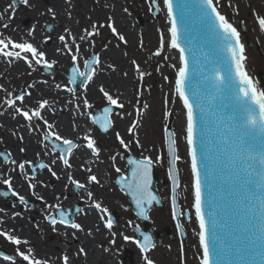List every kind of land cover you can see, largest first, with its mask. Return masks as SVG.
I'll use <instances>...</instances> for the list:
<instances>
[{
    "label": "rangeland",
    "instance_id": "obj_1",
    "mask_svg": "<svg viewBox=\"0 0 264 264\" xmlns=\"http://www.w3.org/2000/svg\"><path fill=\"white\" fill-rule=\"evenodd\" d=\"M3 1L5 2L6 0ZM32 2L33 3L29 1L30 6L22 4L21 9L17 12V22H12L10 24L11 27L6 29L2 28L0 35L10 37L17 42L27 40L32 43L39 50L45 52V60L48 61L54 69V72L53 74L43 72L42 69L47 66L43 62L39 65L33 63L30 68L22 60L12 59L10 61L8 58L0 56V60L4 64L3 66H5V69L0 71V94L5 95L6 98L2 101L0 109L5 110L4 112L9 111V116L11 117V119L6 118L4 128H2V131H4L3 133L8 134V137L11 138V130L9 131L6 128L9 125L15 130L20 127V124L15 123L17 121L16 116L19 115L15 112L16 107L22 108L23 110H35L40 101L46 100L48 103L44 110L48 115H52L54 118L63 112L67 114L68 112L71 113V117L74 116L73 118L77 116L83 118L84 115L88 117L89 112H92L100 105H109L103 93L100 91V88H98L100 85L103 86V82H98L100 75H102L99 68H101V64L105 61L106 52H114L117 55L115 63H105L104 69L108 70V75H110V78H113L116 83L119 82L121 85H123V82L132 83L134 90H137V94H139L140 97L134 98L132 94H130L131 97L125 96L124 102L121 100L124 104L123 108L110 105L114 107L112 115L114 126L110 131L111 136L105 137L104 142L119 146V149H123V152L130 150L142 158L144 156L150 157L153 160V167H155L156 171L155 188L161 195L162 200L166 202L167 198L170 201L169 197L171 191H169L167 197L166 192L162 193L160 189L162 187V179L166 180L168 185L170 184L168 177H166V157L164 156L165 150H163L162 147L164 146L163 144H165L164 129L167 126L170 127L172 132L176 134L174 139L177 141L176 148L178 155L181 157L177 166L180 170L179 175L182 184L180 187L183 188V197H181L179 193L177 198H179L180 208H182V210L189 209V211L192 212V210H190L192 208V202L190 204L192 192L191 183L188 176L189 174L186 172V159H188L186 155L187 145L184 140L186 121L183 124V117L185 116L186 118V112L179 97L174 95L176 69L171 67V65L178 66L175 51H168L167 60L161 58L160 55H155L157 49L160 48L161 35L163 34L168 37V24L165 13L162 10V6H164L163 0H156L161 9L158 15L153 13V8L150 10L151 0H32ZM107 3L108 6H106ZM9 4H12V0ZM15 6H18V4H15L14 8H16ZM48 9H52V12H49ZM125 9H127V12H125ZM24 15L29 16V21L24 20L22 22L21 18ZM109 17L111 21H109ZM121 19L124 20L121 21ZM139 19L146 24L145 31L141 30ZM119 20L120 22H125L122 24ZM26 21H28V23H26ZM109 22L113 24L120 35L125 37L126 43L119 40L118 36L113 34L111 29L107 27ZM132 22L136 27V33L134 34H130V30H128L131 28ZM30 23L33 24L32 27L29 26ZM17 24H19V32L18 29L16 30ZM93 24L97 25L95 30L92 28ZM121 24L124 25V27L126 25V31ZM100 25H104V27H100ZM22 27L26 31L27 29L28 31L34 29L32 35L29 36V32L23 33ZM65 29H68V31L66 32ZM92 31H95L97 34L88 37L87 32ZM7 32H9L8 36ZM61 35L65 36L64 42L59 39ZM81 36H84L85 39H80ZM65 42L72 49V54L77 55V60L75 62L72 61L68 50L64 48ZM77 45H79L78 52L76 48ZM58 49L60 51H57ZM162 51L161 48L160 53ZM93 55H96V60H98V63L93 64V68L95 69L93 77L94 79L96 78V80H94L95 84H93L94 88L88 85L92 82V77L85 85H80L81 87L79 90L77 86L76 89H72L65 75L67 67L70 66V64H75L80 72H84V61L91 58ZM133 60L139 65L140 70L145 73L143 78H140L139 73L136 71V66L132 63ZM125 73H127V75H125ZM165 77H167V79H165ZM111 86H113V84H110V87ZM69 89H71V91H69ZM22 92L30 93V95H35L38 92V95L33 97L34 100L33 98L31 99L29 95H26L23 102L15 101L14 107L9 106L5 102L7 99L14 100L16 94H21ZM9 93L12 95L9 96ZM109 94L112 95L111 93ZM85 99L88 101V107L84 105ZM165 101H167V103ZM54 104H58L59 106ZM62 104L68 106L67 110L64 109L66 111L62 108H58ZM145 105H147V107H145ZM40 111H42V109ZM166 111L170 114L167 117L164 115ZM86 112L87 114H85ZM57 117L59 118V116ZM80 120L75 121L79 122ZM145 120H147V122ZM133 121H138V127L134 129L133 133H129L128 128L132 125ZM70 122L72 121L70 120ZM85 125H87L88 128L85 132L90 131V120L87 123L85 122ZM19 130L23 131L21 129ZM117 133L120 134L121 138L128 145L127 148L121 145L119 140H117ZM74 140L79 141L77 139ZM137 140H139L142 147L137 146ZM111 144H109V148L114 147ZM15 149H17V147H15ZM15 149H13V147L7 148L2 144L0 145V152H3L8 157L7 161H3L0 155V189L8 187V185L3 183L4 179H12L9 174L11 171L9 170L14 168L10 163L12 160L11 154L14 155L16 152ZM89 153H92V151H89ZM157 157H159V160H157ZM105 158H107L105 155L99 157L100 161L104 163L106 162ZM80 163L83 164L82 162ZM2 164L7 165L3 166ZM117 166L120 168L121 171L119 173L121 174L126 169L123 160H119L115 168H117ZM4 167H9L7 172L3 171ZM84 167L87 169L86 166ZM109 168L111 169L112 166ZM47 171L45 172L48 174ZM16 173L17 172H15V174ZM47 176L48 177L45 179L51 178V175L48 174ZM29 183L31 182L27 179L26 184L28 187ZM100 193L98 194L100 198L105 196L104 193ZM117 196L119 207L123 204L125 205L126 202L122 194L117 192ZM30 198L31 197H28L27 199ZM13 201H15V199ZM40 201L41 198H39V202ZM17 204L16 201L9 205H5L3 199L0 197V232H7L4 231L5 228L1 226L4 220L7 222V224L3 223L6 227L10 224L7 232L10 235L14 231L21 233L23 230V232H25L23 235L19 233L17 237H20L22 241L21 246L11 243L4 236H0V250L12 255V259L10 260H4L3 257L0 256V264H27V261H24L22 257L17 255V251L19 250L25 254H29V249L32 250L30 255L37 259L42 260L43 257L40 258V256H37L38 254H36L35 250H39L44 255L49 256V258L46 256H44V258L49 260L52 259L54 264H63L62 257L65 255L61 253L65 250L64 247L61 246L63 239L61 237L58 239L57 236H55L59 233L54 234L53 231L51 232L46 229L42 235H40V231H37L39 236L34 231L37 237H31L32 235L28 234V229H31L33 232L35 227L33 228L31 225L34 217L32 215L31 218V214L25 212V210H27L25 207L23 208L24 210L19 211L17 207L19 205ZM25 205L26 204H23V206ZM165 207H168L167 203H165ZM166 208L164 209V205L162 208H153L148 216L149 221L147 227L141 225L139 218L135 214H132L131 211L128 210V207L123 210L121 208L119 209V221L112 232V234L115 233L117 236L114 242V244L117 245L113 247L115 250H118L117 254L119 255V260L116 259L118 256L117 254L112 258L110 255L112 249L105 244L107 242H103L102 238L98 237L99 240H97L96 237L88 238L84 245L91 243L97 252L103 255L101 256L102 259L107 257L106 261L108 262L106 264H108L111 259L113 260V264H125V262H123L122 250L126 249L133 252L131 258L133 262L130 264H145V260L143 259L145 255L153 260L154 264H198L201 253L197 248L199 228L196 229L197 222L194 211L190 214V222L184 223L186 236L177 239L174 235V227L172 226L170 212ZM133 225H137L142 230H146L148 227L152 228V231L158 230L160 232V237H162V243L159 245L156 244L154 248L148 250L146 253H142L136 244L133 243V241L137 240V235L132 229ZM89 228H92V226ZM81 231L84 232V230ZM69 232L70 231L66 232V234ZM99 233L104 234L102 232ZM124 236L132 237V239L125 240ZM65 237L69 238L68 236ZM31 240H35V242H31ZM24 241H27V243H24ZM53 241L54 243L51 244ZM55 247L58 249H55ZM74 248L76 249V247ZM130 257L131 254L128 255V258ZM50 263L49 261V264ZM73 264L79 263L75 262Z\"/></svg>",
    "mask_w": 264,
    "mask_h": 264
},
{
    "label": "snow or ice",
    "instance_id": "obj_2",
    "mask_svg": "<svg viewBox=\"0 0 264 264\" xmlns=\"http://www.w3.org/2000/svg\"><path fill=\"white\" fill-rule=\"evenodd\" d=\"M17 0H12V4L9 5V9L15 12L14 5ZM19 3L30 6L29 0H19ZM163 4L167 9V15L171 27L168 29L170 37H166L163 34L160 38V48L157 49L155 55H160V50L166 44L167 47L177 49L179 52V66L171 65L176 69V79L174 95L178 96L183 102V106L186 109V126L184 128V140L187 145V155L190 158L191 168V187L193 194V203L191 207L195 210V218L199 223V246L202 249V255L199 260V264H211V257L216 255L220 257L226 253H236L240 255L247 252L250 248L256 249L261 255H264V139L259 144L256 143L257 134L264 136V90H260L253 82L248 72L245 70L244 62L246 57L244 55V45L240 42V33L237 29L223 16L214 5V0H198V4L194 7V15H196L203 23H205L211 33L217 38L219 44L222 46L223 51L228 54L224 59L228 61V67L225 71L221 67H216L215 64H221L223 61L218 58L216 61L211 62L212 67L208 68V75L202 74V91L194 93L196 101V107L200 109L202 113L207 114L211 119L207 122L210 127L205 133L202 129V139L211 137L213 133L219 136V140L213 141L208 139V145L214 149L212 156L205 157V163L203 165L204 179L201 176V166L197 158V150L195 147L197 127L194 115V106L190 102L186 89L191 87L193 80V74L189 72V61L186 56V48L182 47L179 43L180 35L178 34V28L175 18L173 17V0H163ZM159 12L161 9L156 0H151L150 10L152 7ZM210 10V11H209ZM52 12V9H48ZM127 12V9H125ZM9 19L13 17H8ZM3 19V17H0ZM109 21L111 18L109 17ZM184 22V10L181 9V23ZM257 24L261 31H264V17H257ZM3 28H8V24L0 25ZM104 27V25H100ZM107 27L111 29L113 34L117 35L119 40L127 42L123 35L117 32V29L111 22L107 24ZM95 30L96 24L92 25ZM34 30V29H33ZM30 30L28 35H32ZM67 32L68 29H65ZM97 34L95 31L87 32V36L91 37ZM60 41H65V36L59 37ZM74 39V38H73ZM80 39H85L81 36ZM187 43V40H186ZM64 48L68 50L71 55L72 61L77 60V55L72 54V49L65 42ZM77 52L79 51V45L76 46ZM57 51H60L59 49ZM187 51H191L188 49ZM0 56L12 59L24 61L30 68L33 63L39 65L42 62L51 67L47 60H45V52L39 50L32 43L27 40L17 42L10 37L0 38ZM207 59V58H206ZM98 63V60H93L91 63L85 61V67L88 68L87 72H80L79 75L87 77L85 83L91 80L95 69L92 64ZM136 66V71L139 73L140 78H143L145 73L140 70L139 65L135 60L132 61ZM222 71H225L224 75H221ZM73 81L75 80L76 69H73ZM127 75V73H125ZM167 79V77H165ZM31 87V86H29ZM71 91V89H69ZM106 101L109 105H114L119 108H123L124 104L119 102L118 98H114L109 92L105 91L103 87L100 88ZM227 93L228 104H223L221 110L218 112L216 109V95ZM12 94L9 93V96ZM26 95L30 93L22 92L15 96V99H7L5 102L14 107L15 101L23 102ZM167 103V101H165ZM47 101H40L38 107L35 110H23L16 107L15 112L24 117L25 120L33 121L34 119H42L41 109H44L47 105ZM84 105L88 107L87 99L84 100ZM147 107V105H145ZM105 113H110L112 109L106 107ZM167 117L170 115L167 111L164 113ZM107 119V117H105ZM96 122V121H94ZM45 126L49 129L44 134V141H50V138H54L53 152L59 149L60 155L58 159L67 168H71L72 165L69 162L68 156L72 153L73 149L78 145L73 142L72 139L64 138L57 132L53 131V125L49 124L47 120H44ZM138 127V121H133L132 125L128 128L129 133H133L134 129ZM103 131H108L106 125L102 126ZM175 133L165 129V142L168 145V151L171 155L169 177L172 181V192L175 194L176 189L180 187V175L177 167L178 162L181 160L180 155L177 153L176 144L174 139ZM117 140L125 148L128 145L117 133ZM22 139V138H21ZM86 143V147L92 151L94 156H98V150L94 147V141L88 135L83 137ZM55 141H60L66 147H60ZM137 146H141L139 140L136 141ZM24 151V149H21ZM39 155V154H38ZM115 161L116 157H111ZM159 160V157H157ZM211 162V166L209 165ZM129 164L134 165L132 170L133 180L128 183H122L124 177L121 176L117 183L122 184V188H127L129 194L133 197L138 208H140V215L144 216V205L152 204L157 200V197L152 195L150 184V169L153 164V160L144 156L141 160H129ZM12 163H16L12 161ZM25 163L31 164L30 161L19 163L18 167L21 171L25 168ZM53 164L56 160L52 161ZM115 167V165H113ZM41 168H48L53 176H56V172L53 171L48 165L41 163ZM91 172V169H87ZM116 172H120V168H115ZM212 175L215 178L216 175L221 176L224 182L223 195L221 199L226 206H233L231 211L230 220L231 223H225L223 219L219 222L213 218L211 229V241L208 238V225L203 213V185L207 182L209 176ZM69 180L76 184L79 188H84L85 185L73 180L69 175ZM89 183H99L95 175L88 176ZM3 183L10 186V180L4 179ZM30 188H34L35 185L29 183ZM7 195V193H3ZM93 194L88 192V197L91 199ZM235 198V199H233ZM21 202H24V197L19 198ZM173 218L177 216L175 205L176 200L173 196ZM215 200L210 201L214 204ZM95 209L102 213H106L107 209L102 208L99 202L93 201ZM52 207H59V205H53ZM78 211H83L79 209ZM209 215H213L209 213ZM147 218L146 216L144 217ZM46 220L53 226V231L56 230L57 224L65 225L75 230H83L82 226L75 221H69L63 211L59 212V219L53 215H47ZM103 219V216H101ZM108 229L112 228V223L109 221L105 224ZM180 225L178 224V228ZM251 234V235H250ZM0 236H4L8 241L15 245H20L22 241L14 235H10L7 232H0ZM115 236V233H113ZM125 240H131L132 237L124 236ZM114 242V241H113ZM27 243V241H24ZM142 253H146L150 248L154 247L152 243V237L149 235L143 236V243L139 240L136 241ZM31 249L29 254L17 251V255L22 257L27 264H49L48 260L37 259L31 256ZM83 248L80 252H83ZM4 260H10L12 257L3 256ZM145 264H154L147 255L143 257ZM63 264H69V257L67 255L62 257Z\"/></svg>",
    "mask_w": 264,
    "mask_h": 264
},
{
    "label": "flooded vegetation",
    "instance_id": "obj_3",
    "mask_svg": "<svg viewBox=\"0 0 264 264\" xmlns=\"http://www.w3.org/2000/svg\"><path fill=\"white\" fill-rule=\"evenodd\" d=\"M4 3L7 4V6H6V10L3 11L1 15H7V17L11 16L13 18H11L9 21V18L7 20V18L4 17L3 19L0 20V25L5 24V23L8 24L9 22L10 23L14 22V16L7 14L8 13L7 8L9 7L10 5L9 3H11V0H6ZM17 4L18 6H15L16 14L18 10L21 9V6H22V4L19 3L18 0H17ZM2 28L3 27L0 26V31H2ZM8 35H9V32H7V36ZM0 37H4V36L0 35ZM1 96L3 98V99L2 98L0 99L1 104H2V101L6 98H5V95L3 94ZM4 111L5 110L0 109V115L4 114V117L7 118V115H10V112L9 111L4 112ZM41 114H42V119H34L33 121L25 120L23 116L17 115L16 116L17 121L15 123L20 124V127H18L17 130L12 128V126L9 124L7 128L5 127L9 131L11 130L12 132L11 138L8 137V134L6 133L4 134L3 133L4 131H1V133L5 135L7 139V140L5 139L6 141L12 140V141L17 142L16 146L19 145L17 149L14 148L16 152L14 153V155L11 154L12 160L10 163V165L14 167L15 172H17L16 175L18 177H22L25 184H26V180L29 179L30 182L33 185H35V187H37V185H44L45 187H48V190H40L37 192L34 190L35 187L30 188L26 184L25 186H27L26 188L29 190L28 191L29 193L27 194H29V196H23V195L16 193L15 189L13 188V183L11 179L10 180L11 185L10 186L8 185V187L13 191L14 196L18 200L17 205L19 206L17 207L19 208V211L24 210L23 208L25 207V209H27L25 210V212L30 213L31 218L33 215L34 219H32L33 223L31 226H33V228L35 227L34 230H37V231L43 230L45 232V230L48 229L49 231L52 232L53 226L49 223L48 220L45 219V217L47 215H53L59 219V212L61 211L65 213L69 221H75L76 223H79L82 226V229L84 230V232H82L81 230L78 231L75 229H71L70 227H67L65 225L57 224L55 226L56 230L53 231V233L54 234L59 233L58 235H61V237L64 239L62 240L63 244L61 243L62 244L61 246H63L64 249L66 248V246L64 245L67 244L69 249L72 250L76 246L75 244H79L80 242L79 236H81L82 233H85L86 231H87L86 233L90 234L89 238L96 237V239L99 240V238H102L104 234L95 232L94 228H99L102 231L104 230L105 232L103 233L105 234L108 233V234L105 236L106 238L104 239L102 238V240L104 243L107 242L105 244L109 248L112 249L111 250L112 252L110 253L112 258L115 257V255L118 253V250H115L113 246L117 245V244H114L115 238H117V236L116 234L115 236H113L112 232H113V229L116 228L115 226L118 224L117 221L119 220V213H118L119 209L121 208L123 210L124 208H126L129 202L126 199L128 203L126 202V204L125 205L123 204L121 207H119L118 205L119 200H118L117 192H119L120 190H118L119 187L117 183V177L119 173L116 172L114 168L116 167L117 162L119 160H123L124 165L126 167V158H125L126 155L129 153L130 154H134V153L131 152L130 150L129 151L126 150L123 152V149H119V146H115V144L104 142L105 137L111 136L110 131L112 130L113 126L111 125L110 129H108V132L103 133L102 128L97 127L96 123L94 122V119L92 117L94 115V110H93L92 112H89L88 117L84 115L83 118L79 122L78 121H76L75 123L70 122L71 125L69 128H67L68 134L66 133H61L62 135L59 134L60 136L64 138L72 139L73 142L78 145V147L73 149L72 153L68 156L69 162L72 165V167L67 168L58 159V156L60 155L59 149H57L55 152H53L52 150L53 143L51 141H54V138H50V141H44L43 139L44 134L49 131V129L44 124V120H47L48 123L51 124L50 122L51 117L47 114L46 111H43V109L41 111ZM85 114H87V112ZM89 120H90V131L85 132L88 130L87 125H85V122L87 123ZM19 129L23 131H20ZM52 130L56 132V130H54V127ZM80 133H83L84 136L88 135L95 142L94 147L98 150V156H94L92 153H89V151L91 150L85 146L87 141H85L82 138L83 134H80ZM29 139H31L30 141H32L33 144L35 145L39 144V146L37 145L38 146L37 150H35L36 153L29 152V149L25 147L24 145L26 142L25 140H29ZM74 139H77L79 141H76ZM18 142L21 144H19ZM55 143L59 144L60 147H66L60 141H55ZM1 144L9 148L6 142H2L0 140V145ZM109 144L113 145L114 147L109 148L110 147ZM21 149H24V151H21ZM30 150L34 151V149L31 147H30ZM17 152L20 153L21 157H18ZM104 155L107 157L105 158L106 159L105 163L100 161L99 159L100 156H104ZM113 156L116 157L115 161L111 159V157ZM53 160H56L55 164L52 163ZM12 161H15L16 163H12ZM21 161L22 162L30 161L31 164L25 163V168L23 171H21L18 167ZM80 162H82L83 164H81ZM41 163L48 165V167H50L53 171H55L56 176H53L51 172L47 171L48 168L39 167ZM98 164H101L104 167L105 170L103 172H101V169L99 167L97 169ZM5 165L7 164H4L3 166ZM113 165H115V167ZM56 166L57 168L55 169ZM84 166H86L87 169H91V172H89ZM110 166H112L111 169L109 168ZM0 167H1V161H0ZM8 169L9 167H4L3 171H6ZM12 170L13 168L10 169V171ZM64 170L66 171V173L63 175L62 171ZM45 171H47L48 174L51 175V178L45 179L46 177H48L47 176L48 174ZM39 175L40 176L42 175L43 178L39 179L38 178ZM69 175H71L73 180L75 179L79 183L84 184L85 187L79 188L76 184H73L69 180ZM89 175H95L99 183H95V182L89 183L88 182ZM161 188H164V186L162 185ZM164 191L166 192V196L168 197L169 191H170L169 188L168 189L165 188ZM40 192L45 193V195L40 194ZM48 192H56V193H48ZM88 192H91L93 194L91 199L88 197ZM100 192L104 193L105 196L104 197L102 196V198H100L98 195ZM58 195L62 198V202L50 204L52 201L51 197L58 196ZM178 195H179V190H178ZM180 195L181 197H183L182 193H180ZM21 196L24 197V202L20 201L19 198ZM28 197H31V198L27 199ZM39 198H41L40 202H39ZM93 201L99 202L102 208L107 209V212L102 213L98 211L97 209H95V207L92 206ZM167 201H169L168 198H167ZM23 204H26V205L23 206ZM53 205H59V207L58 208L52 207ZM169 208L170 207L168 206L166 209H169ZM79 209H83V211H78ZM129 209L130 211L133 212L130 204H129ZM171 211L172 210L169 209V212L171 215L170 217L172 218L174 222V225H173L174 235L176 236L177 239L178 237L182 238V234L180 230L178 229V224L176 223V220L173 218V213ZM93 215L95 216V218ZM101 216H103V219H101ZM179 219H180V222L183 228H184V223L190 222V219L186 217L183 213H182L181 218ZM109 221H111L112 223L111 229H108L105 227V224L108 223ZM90 226H92V228H89ZM68 231L70 232L66 234V232ZM37 235L39 236L38 233ZM58 235H55V236H57L58 238ZM65 236H68L69 238ZM68 242L70 243L73 242V244L70 245ZM53 243L54 241L51 242V244ZM81 244L84 245V243H81ZM82 245H81V248H83L84 251L80 252V248L78 251L79 253H81V256H84V254H86L88 250L86 249V245L84 246ZM77 249H78L77 247L76 249L74 248L76 252H77ZM126 251L127 249L122 250L123 260L126 259V256H127V254L125 253ZM67 254L68 253H66L65 255ZM70 255L71 253L69 252V256ZM116 259L119 260V255L116 257ZM86 260H87V255L84 256V260H81L80 263L88 264ZM107 262L108 261H99V260H96L95 258L92 259V263L94 264H106ZM108 264H113V260L111 259Z\"/></svg>",
    "mask_w": 264,
    "mask_h": 264
},
{
    "label": "water",
    "instance_id": "obj_4",
    "mask_svg": "<svg viewBox=\"0 0 264 264\" xmlns=\"http://www.w3.org/2000/svg\"><path fill=\"white\" fill-rule=\"evenodd\" d=\"M197 4L198 0H173L172 6L173 17L176 20L178 34L180 35L179 43L182 47L186 48V56L188 57L189 61V72L193 74L191 87L186 89V94L188 95L190 102H192L194 106V115L197 127L195 147L197 150V158L201 166V176L202 179H204L203 165L205 163V157L212 156L214 153V149L208 145V139L216 141L219 140V136L213 133L211 137L202 139L201 130L203 129L205 133H207L210 127V124L207 122L211 118L207 114L202 113L200 109L196 107L194 93H199L202 91V74L208 75V68L213 66L211 62H214L218 58H220L223 62L221 64H215V66L221 67L225 71L227 70L228 61L224 58L227 57L228 54L223 51L222 46L219 44L217 38L213 35V33L209 31L207 25L203 23L196 15H194L193 9ZM214 5L217 6V10L223 16H225V18L240 33V41L244 45V55L246 57V60L244 62L245 70L248 72L254 84L260 90H264V80L262 82L260 79V77L264 79V74H259V72L264 73V31H261L257 24V17H264V0H214ZM153 8L154 14L157 15L158 12L155 10L154 6ZM181 9L184 10L183 24L181 23ZM139 22L141 24V30L145 31V23L142 20H139ZM188 49H191V51H187ZM168 51H174V49L167 47L166 44L164 46V50L160 53V57L167 60ZM94 59L95 58L89 60L88 62L91 63ZM73 69H76L74 64L68 69L67 73V76L70 78V82H72L73 85L74 82H85L87 77L80 76L77 70L75 73V80L73 81ZM43 71L49 74H53L54 70L52 68H48L44 69ZM87 71L88 68H86V72ZM225 71H222L221 75H224ZM228 103L229 101L227 99V93H224L223 95H216L215 104L218 112L221 110V106L223 104ZM105 108L106 107L103 108V115L101 117H103L104 124L108 127L109 115L111 112L106 114L104 111ZM184 110L186 111L185 108ZM105 117H107V119H105ZM167 130L171 131L170 128H167ZM262 139H264V136L257 134L256 143L259 144ZM168 154L169 158H171L169 151ZM130 159L139 160L137 158L128 157L127 161H129ZM209 165L211 166L210 161ZM130 166L132 169L129 173V177L124 178V181L122 183H128L133 180L132 170L134 165L130 164ZM168 166L170 168V165ZM151 170L152 169H150L151 182L149 184V189L152 195L157 197V200L153 201L150 205H144V216L140 215V208L137 207L135 200L129 194L134 206V210L141 218V221L144 225L147 223V218H144L145 216L147 217V210L150 209L153 205L161 206L159 196L151 189L153 183ZM223 188L224 182L219 175H216L215 178L210 175L207 182L203 185V213L209 229V241H211L213 218H215L218 222L223 219L225 223H231L230 216L232 207H234V205L226 206L224 201L221 199L223 195ZM124 190L129 193V190L127 188H124ZM213 199L215 200V203L211 204L210 206V201ZM175 207H177V204L175 205ZM209 213H212L213 215H209ZM135 229L136 232L142 236V240L140 242L143 243V236L145 234L149 235L150 232H141L138 227H135ZM211 264H264V255H261L260 252L256 249L250 248L247 252H244L240 255H237L234 252L226 253L220 257L213 255L211 257Z\"/></svg>",
    "mask_w": 264,
    "mask_h": 264
},
{
    "label": "bare ground",
    "instance_id": "obj_5",
    "mask_svg": "<svg viewBox=\"0 0 264 264\" xmlns=\"http://www.w3.org/2000/svg\"><path fill=\"white\" fill-rule=\"evenodd\" d=\"M31 3H33L32 2V0H29ZM30 4V3H29ZM106 6H108V3L106 4ZM163 7V6H162ZM6 10V4L4 3V1L3 0H0V12L2 13L3 11H5ZM162 10L164 11V13H165V16H166V12H165V8L163 7L162 8ZM7 11H8V13L7 14H9V15H13L14 16V22L16 23L17 22V14H16V11L14 12V14H13V12H12V10L11 9H9V7L7 8ZM19 11V10H18ZM1 15V14H0ZM1 17H5V18H7V15H1ZM1 20V19H0ZM21 20H22V22L24 21V20H28L29 21V16H26V15H24L22 18H21ZM124 19H121V21H123ZM166 20H167V26L169 27V20H168V18L166 17ZM9 21H10V19H9ZM28 21H26V23H28ZM119 22H120V20H119ZM125 22V21H124ZM124 22H120V23H124ZM11 23L9 22L8 23V25H9V27H11V25H10ZM121 24V25H122ZM19 24H17V27H16V30L19 28V26H18ZM29 26L30 27H32L33 26V24H29ZM30 27H28V28H30ZM122 27H123V29L126 31V29H127V27H126V25H125V27H124V25H122ZM167 27V28H168ZM136 27L133 25V22H132V24H131V28L130 29H128V30H130V34H134V33H136V29H135ZM22 30H23V33H27V32H29L28 31V29H27V31L25 30V29H23V27H22ZM20 30L18 29V32H19ZM168 37H170L169 36V34H168ZM162 50H164V47L162 48ZM116 53H114V52H106V55H105V61L101 64L102 66H101V68H99V70H101V74L102 75H100V78H99V80H98V82H103V86L102 85H100V86H98V88H101V87H103L107 92H109V93H111L112 94V96L114 97V98H118L119 99V102L120 103H122V101L124 102V97L125 96H130V94H132L133 96H134V98H136V97H140V95L139 94H137V90L135 89L134 90V87H133V85H132V83H130V82H123L122 84L123 85H121L119 82H117L116 83V81L113 79V78H110V75H108V70L107 69H104L105 68V66H104V64L106 63V64H111V62L114 64L115 63V60H116ZM175 56H176V60H177V64H178V66H179V55H178V52L177 51H175ZM4 64H3V62L0 60V71L2 70H4L5 68V66H3ZM22 74V73H21ZM98 74H100V73H98ZM94 80H96V78L94 79V77H93V79H92V82L90 83V84H88L89 86H92L93 88H94V85L93 84H95V82H94ZM108 82H114V83H108ZM110 84H113V86H111L110 87ZM105 86V87H104ZM91 88V87H90ZM38 93V92H37ZM35 94V95H38V94ZM2 94H0V99L2 98V96H1ZM35 95H29V97L32 99L33 97H35ZM131 97V96H130ZM3 99V98H2ZM33 100H34V98H33ZM122 100V101H121ZM0 105H1V100H0ZM54 105H56V106H59L58 104H54ZM58 108H62L63 110L64 109H66L67 110V108H68V106L65 104H62V105H60V107H58ZM44 110V109H43ZM66 110H64V111H66ZM45 111V110H44ZM50 117H51V120H50V122H51V124L53 125V127L55 128V130H56V132L58 133V134H60V135H62L61 133H66V134H68V129L67 128H69L70 127V125H71V123H70V120L73 122V123H75L76 121L75 120H80V119H82V117H80V116H77L76 118H73V116L71 117V113H69L68 112V114L67 113H65V112H63V113H60V114H58L57 116H59V118L56 116L55 118L52 116V115H49ZM7 118L8 119H11V117L9 116V115H7ZM75 119V120H74ZM5 120H6V118L4 117V114H2V115H0V130L2 131V128H4V123H5ZM146 122H147V120H145ZM186 121V118H185V116L183 117V124H184V122ZM1 131H0V140L2 141V142H6L7 143V145H8V147L9 148H11V147H13V149L15 148V147H18V146H16V144H17V142H15V141H12V140H9V141H6L7 139H6V137H5V135H3L2 133H1ZM8 138V137H7ZM6 139V140H5ZM9 139V138H8ZM31 139H29V140H25L26 142H25V147H27L28 149H29V152H32V153H36V151L35 150H37V148H38V146H39V144H37V145H35V144H33V142L32 141H30ZM19 143V142H18ZM19 144H21V143H19ZM30 147L31 148H33L34 149V151H31L30 150ZM181 150V149H180ZM182 151V150H181ZM18 153V152H17ZM18 157H21V155H20V153H18ZM22 162V161H21ZM98 167L101 169V172H103L105 169H104V167L101 165V164H98L97 165V169H98ZM57 168V166L55 167V169ZM106 170H107V168H106ZM8 170H6L5 172H7ZM10 171V170H9ZM63 172V175L66 173V171L64 170V171H62ZM10 174V176L12 177V183H13V188L15 189V191H16V193L17 194H20V195H23V196H29V194H27V193H29L28 191V189L26 188V186H25V183H24V181H23V179H22V177H18L16 174H15V170H14V168H13V170L11 171V173H9ZM38 178L39 179H42L43 178V176L41 175H39L38 176ZM189 180H190V177H189ZM160 188V187H159ZM161 190H162V192L164 193L165 191V188H160ZM166 189H168V188H166ZM35 191H40V190H48V187H45L44 185H37V187H35V189H34ZM44 192H46V191H44ZM3 193H7V195H2V196H4V197H6V199H11V197H12V194L10 193V192H7V191H4ZM48 193H56V192H48ZM40 194H43V195H45V193H43V192H40ZM191 197V201L193 200V194H192V196H190ZM51 203L50 204H52V203H59V202H62V198L58 195V196H53V197H51ZM94 216V215H93ZM94 218H95V216H94ZM3 223H5V224H7V222L4 220V221H2V223H1V226L2 227H4L5 229H4V231H7L8 232V226L10 225H8L7 227L3 224ZM22 226H24V225H22ZM22 226H19V227H21L22 228ZM25 227V226H24ZM22 228V229H25V228ZM29 230V233L28 234H31L32 236L31 237H34V236H36V234H35V232L37 233V230H34L33 229V232L31 231V229H28ZM35 231V232H34ZM94 231L95 232H105L104 230L102 231L101 229H99V228H94ZM117 231V230H116ZM87 232V231H86ZM82 233V235L81 236H79V241L81 242V243H86V241L88 240V238H89V236H90V234H88V233ZM115 232V231H114ZM19 233L20 232H17V231H14V232H12V234L11 235H14V236H16V237H18L19 236ZM40 235H42L43 233H44V231L43 230H41L40 231ZM94 233V232H93ZM92 233V234H93ZM21 235H23V234H25V232H23V230L21 231V233H20ZM108 234V233H107ZM107 234H105L104 233V236H102V238H106L105 236L107 235ZM61 237V236H60ZM59 236H58V239L60 238ZM62 238V237H61ZM19 239H20V237H19ZM63 239V238H62ZM61 239V240H62ZM21 240V239H20ZM64 240V239H63ZM31 242H35V240H31ZM62 243V242H61ZM70 245H72L73 244V242L72 243H70V242H68ZM81 243H79V244H75L76 246L75 247H77L78 249H77V252L74 250V248L72 249V250H70L69 249V247L67 246V244H65L64 246H66V248H65V250L64 251H62L61 253H64V254H66V253H68L67 255L69 256V252L71 253V255L69 256V264H73V263H79V264H81L80 263V261L81 260H84V256L85 255H87V260H86V262L88 263V264H91L92 263V259H96V260H99V261H106L107 259V257L106 258H104V259H102L101 258V256H103L102 254H100V253H98L97 252V250L92 246V244L90 243V244H86V249L88 250L87 252H86V254H84V256H81V253H79V248L81 249ZM63 244V243H62ZM19 246H21V244L19 245ZM82 246H84V245H82ZM57 247H55V249H56ZM60 248V247H59ZM197 248H198V251L201 253V250H200V246H199V238H198V236H197ZM58 249V248H57ZM90 250V251H89ZM69 251V252H68ZM35 252H36V254H38L37 256H40V258H42V260H45L46 258H44V256H46V257H48L49 258V256H47V255H44L41 251H39V250H35ZM19 258V257H18ZM46 260H48V261H50L51 263L50 264H54V262H52L53 260L52 259H46ZM77 260V261H76Z\"/></svg>",
    "mask_w": 264,
    "mask_h": 264
}]
</instances>
